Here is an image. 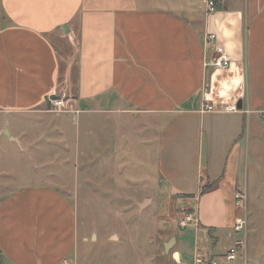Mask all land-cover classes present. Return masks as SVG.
I'll use <instances>...</instances> for the list:
<instances>
[{"label": "crops", "instance_id": "obj_1", "mask_svg": "<svg viewBox=\"0 0 264 264\" xmlns=\"http://www.w3.org/2000/svg\"><path fill=\"white\" fill-rule=\"evenodd\" d=\"M208 32L234 62L213 76ZM263 122L264 0H217L212 14L206 0H0V264H114L79 261L76 197L128 195L118 183L132 196L142 131L167 212L196 221L172 216L165 257L136 264H226L243 239L245 149Z\"/></svg>", "mask_w": 264, "mask_h": 264}, {"label": "rangeland", "instance_id": "obj_2", "mask_svg": "<svg viewBox=\"0 0 264 264\" xmlns=\"http://www.w3.org/2000/svg\"><path fill=\"white\" fill-rule=\"evenodd\" d=\"M201 5L204 8L205 5ZM253 134L249 148L245 149L248 156L244 168L248 224L241 237L249 262L255 259L264 262V124L260 132L255 133L257 139ZM148 135L153 133L138 132V138L133 139L132 196H128L131 189L121 188L123 186L118 183L119 193L122 191L128 195L106 199L95 194L76 197L80 231L76 254L81 263H156L165 257L164 231L173 221V213L167 212L170 197L159 193L157 187L153 173L156 149ZM79 182L83 183V180ZM91 186L95 190L98 187L93 182ZM87 199L92 205L89 212L85 209ZM187 212L190 211L177 213L173 222L178 224L182 214ZM85 235L89 238L87 242L82 240Z\"/></svg>", "mask_w": 264, "mask_h": 264}, {"label": "built area", "instance_id": "obj_3", "mask_svg": "<svg viewBox=\"0 0 264 264\" xmlns=\"http://www.w3.org/2000/svg\"><path fill=\"white\" fill-rule=\"evenodd\" d=\"M207 12L212 14L216 11L217 0H206ZM204 46L207 51H213L214 55L207 61V65L214 68L212 76L220 70H230L234 66L230 55L219 46L218 36L216 33L208 32L204 37ZM239 100H236L232 104H225L226 111H237V103ZM50 103L52 109L55 112L66 111V103L63 99H58L55 97H50ZM217 109V103L208 105L206 110L213 111ZM235 203L237 207L238 214L234 223V230L237 233H246L248 217H247V194L244 189L237 190L235 193ZM196 221L193 213L187 212L182 214V217L178 221V225L181 227H186L190 223ZM244 252V253H243ZM239 255L242 258L241 262H237ZM227 263L226 264H249L246 257V247L244 240H240L236 243L234 247L229 249L224 255ZM195 264H220L218 261L206 260L203 255L197 254L195 259Z\"/></svg>", "mask_w": 264, "mask_h": 264}, {"label": "water", "instance_id": "obj_4", "mask_svg": "<svg viewBox=\"0 0 264 264\" xmlns=\"http://www.w3.org/2000/svg\"><path fill=\"white\" fill-rule=\"evenodd\" d=\"M237 107H238V109H243V100H242V99H240V100L238 101V103H237ZM172 243H173V242L169 241V242H167V243L165 244V249H166L167 252L169 251L170 247L173 245Z\"/></svg>", "mask_w": 264, "mask_h": 264}, {"label": "bare ground", "instance_id": "obj_5", "mask_svg": "<svg viewBox=\"0 0 264 264\" xmlns=\"http://www.w3.org/2000/svg\"><path fill=\"white\" fill-rule=\"evenodd\" d=\"M216 79V78H215ZM230 83V82H229ZM234 83V82H233Z\"/></svg>", "mask_w": 264, "mask_h": 264}]
</instances>
